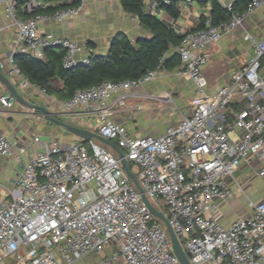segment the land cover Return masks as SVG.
I'll list each match as a JSON object with an SVG mask.
<instances>
[{"label":"built area","instance_id":"built-area-1","mask_svg":"<svg viewBox=\"0 0 264 264\" xmlns=\"http://www.w3.org/2000/svg\"><path fill=\"white\" fill-rule=\"evenodd\" d=\"M0 1L16 30L12 52L0 66L8 65L10 81L21 94L48 96L21 75L13 63L16 54L43 60L46 48L59 47L64 68L88 65L91 48L40 31L43 23L73 19L80 7L36 13L40 0ZM207 2L143 0L142 7L158 16L171 4ZM222 6L227 20L213 24L206 17L203 27L184 34L176 47L181 74L193 82L194 93L189 114L161 136H132L112 121L108 102L112 94L154 81L163 71L161 63L138 79L105 81L64 101L53 97L52 104L79 127L120 148L190 264H264V202L248 201L250 216L228 226L222 225L216 207V202L234 198L232 182L241 165L264 161V35L254 42L246 64L214 96L206 92L202 77L210 60L207 47L240 27L245 16L264 7V0H250L241 14L232 10L233 2ZM6 97L1 103L11 107L13 100ZM239 99L242 108L232 112L231 104ZM32 143L40 147L38 152L28 153L25 146L14 152L10 138L0 132V157H14L18 163L13 188L0 201V264H75L88 254L99 255L101 264H180L163 223L142 202L118 156L94 139L42 141L36 136ZM258 175L264 176V165ZM108 247L113 248L109 255Z\"/></svg>","mask_w":264,"mask_h":264},{"label":"crops","instance_id":"crops-1","mask_svg":"<svg viewBox=\"0 0 264 264\" xmlns=\"http://www.w3.org/2000/svg\"><path fill=\"white\" fill-rule=\"evenodd\" d=\"M40 1L41 8H47L57 5L68 7L73 0ZM233 1L217 0L221 5ZM173 7L177 11L176 17L171 16L166 9L155 17L173 28L182 38L184 34L199 29L201 21L210 14L211 2L194 3L189 6L175 3ZM143 10L147 13L145 9ZM40 31L51 33L58 38L71 39L81 47H89L93 50L92 56H105L117 35L127 37L132 43L140 38L150 37L149 32L140 26L136 16L124 12L119 0H81L80 11L73 19L60 23H43L40 25ZM263 35L264 7L245 16L240 27L207 47L206 51L210 60L202 71V77L209 95L214 96L219 89L231 82L232 74L246 64L253 54L254 42ZM246 37L249 38L246 39ZM15 39L16 30L6 19L0 1V65L12 52ZM171 53H176V48L166 56ZM83 57V52L76 56L78 60ZM181 70L180 63L173 70H163L154 81L131 89L128 93L112 94L108 99L113 109L112 121L124 125L129 133L136 137L161 136L168 128L175 126L184 116L188 115L190 100L194 93L193 82L183 76ZM0 71L10 80L8 65L0 66ZM260 75L264 78V61ZM50 86L53 89L62 88V84L57 80H52ZM14 87L19 95L30 104L42 105V102L48 100L37 93L21 94L17 87ZM6 95V88L0 84V132L10 138L14 152L21 146L27 147L28 153L38 152L40 147L32 143L34 137L39 136L42 141H47L59 135L60 127L46 121L39 111L25 108L14 100L11 102V107L3 106L1 98ZM48 96L54 97L53 95ZM176 101L181 103L182 110L179 118L175 119L174 112L178 109L175 106ZM243 104L242 99L236 100L231 104L230 110L237 112ZM170 110L171 113L168 115L167 112ZM163 115L168 122L156 129V119H160ZM82 117L84 119L85 115ZM67 118L74 123L72 117ZM263 165L264 161L252 160L251 163L243 164L237 170L232 182V189L236 191L234 198L216 202L222 225L228 226L236 219L250 216L248 201L264 202V176L258 175ZM17 170L18 163L14 157H0V201L7 198L12 190ZM239 187H244V191L238 192ZM112 251L113 248L108 247L105 249V254L109 255ZM75 264H101L100 256L88 254Z\"/></svg>","mask_w":264,"mask_h":264},{"label":"trees","instance_id":"trees-1","mask_svg":"<svg viewBox=\"0 0 264 264\" xmlns=\"http://www.w3.org/2000/svg\"><path fill=\"white\" fill-rule=\"evenodd\" d=\"M143 0H119L124 12L138 18L140 26L149 32V38H140L132 43L127 37L117 35L105 56H91L86 66L63 67L64 51L60 48H46L44 59H36L27 54H16L13 63L21 75L33 86L53 95L58 101L69 99L77 90L86 89L99 83L138 79L153 71L160 63L163 70L170 71L180 65L177 53H171L180 41L176 32L155 16L144 12ZM211 10L209 18L218 24L229 18L228 11L217 2L209 0ZM250 0H234L232 10L242 13ZM81 0H73L70 6L80 7ZM64 8L59 5L39 8L36 13H48ZM166 10L173 17L177 11L171 4ZM21 17H30L23 12ZM205 19L200 23L203 27ZM52 80L62 84L61 89L50 86ZM61 120V118H58ZM101 144V143H100Z\"/></svg>","mask_w":264,"mask_h":264},{"label":"water","instance_id":"water-1","mask_svg":"<svg viewBox=\"0 0 264 264\" xmlns=\"http://www.w3.org/2000/svg\"><path fill=\"white\" fill-rule=\"evenodd\" d=\"M53 48L58 49L59 47H53ZM0 84L3 85L7 90V97H6L7 101L14 100L25 108L39 111L46 121L60 127L61 129H64L67 133L76 137L77 139H80L81 141H89V140L94 139L100 142L101 144H103L104 146H107L110 149H112L117 154L120 160L122 170L126 173V175L129 177L131 182L138 189L141 195L142 202L147 206L151 214L163 223V226L165 227L170 237L173 252L175 256L177 257V259L179 260L180 264H190L187 254L182 249L176 235L174 234L173 230L168 225L166 218L161 212L157 211L152 206V204L149 202V200L145 197L143 190L141 189L135 175L131 171L132 169L131 166L127 164L122 151L117 145H115L113 142L107 139H104L103 137L87 129L79 128V127L64 123L63 121L58 119V116L56 114L50 112L45 106L41 104H30L28 101H26L23 97L19 95L14 85L11 83V81L6 76L2 74L1 71H0Z\"/></svg>","mask_w":264,"mask_h":264},{"label":"rangeland","instance_id":"rangeland-1","mask_svg":"<svg viewBox=\"0 0 264 264\" xmlns=\"http://www.w3.org/2000/svg\"><path fill=\"white\" fill-rule=\"evenodd\" d=\"M48 100L42 102V105L45 106L50 112L54 113V114H57L58 118H61V121H63L64 123H67L69 125H73V126H76V127H79L77 124L71 122L70 119H68L67 117L63 116V114H60L57 110V108L52 104L54 103V98L53 97H49L47 96L46 97ZM169 101V100H168ZM170 105V104H169ZM168 106V105H167ZM175 106L178 107L177 110H175L176 112H174V118H179L180 114H181V103L180 102H175ZM169 109V108H168ZM190 110H191V107H190ZM159 112H161V110H159ZM190 112V111H189ZM171 113V110L167 112V114L169 115ZM183 114H186V113H183ZM189 114V113H188ZM157 122L155 124L156 126V129L160 128L161 126H163L165 123H167L168 121L165 120V115H163V117H160V119H156ZM173 120V118L171 119ZM81 128V127H79ZM58 129V128H57ZM151 130H154V129H151ZM58 133L59 135H56L55 138L59 139V140H62V141H65V142H70L72 140H75L77 139L76 137L70 135L69 133H67L64 129H61L59 128L58 129ZM231 137H233V135H231ZM110 153H112L115 157H117V154L112 150L110 149L109 147L107 146H104ZM132 172L133 173H136V169L133 168L132 169ZM1 188V187H0Z\"/></svg>","mask_w":264,"mask_h":264}]
</instances>
